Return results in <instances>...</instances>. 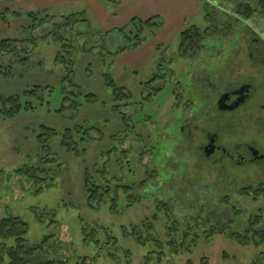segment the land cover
Returning <instances> with one entry per match:
<instances>
[{
    "label": "rangeland",
    "instance_id": "obj_1",
    "mask_svg": "<svg viewBox=\"0 0 264 264\" xmlns=\"http://www.w3.org/2000/svg\"><path fill=\"white\" fill-rule=\"evenodd\" d=\"M16 1L21 0H0L3 21L0 40L15 39L7 41L6 48L0 47V67L4 70L12 67L13 74L11 77L0 74V96L16 95L21 104L30 102L34 109L28 112L22 109L14 118L0 115V218L14 214L24 220L30 244L51 236L44 260L55 258L69 264L84 258L88 264H187L189 260L193 264H248L264 251V244L241 245L222 234L207 238L200 232L203 236L193 253L185 250L179 255L170 253L165 228L167 218L157 207L168 205L176 218L208 208L213 221L218 210L235 207L228 218L219 219L221 224L230 219L228 224L233 230L243 233L251 215L261 213L263 220L254 228H264V194L257 199L241 194L243 185H251L258 176L264 179V165L230 170L229 177L238 179L234 184L239 185L221 184L222 194L212 195L207 190L218 192L216 187L192 180L198 169L191 167L185 174L179 169L185 165L179 161L184 156V146L176 147L175 156L170 158L172 166L165 162L166 152L170 154L179 138L176 136L179 120L190 99L187 83L190 70H196L199 77L204 70L203 77L208 76L207 72L216 68L213 66L216 59L227 54L237 37L264 36V15L245 20L238 13L241 5L255 7L259 0H198V14L183 29L195 25L208 32L193 63L181 53V32L167 41L157 29H147L143 32L148 39L146 46L154 40L162 42L148 51L140 49L126 54L121 51L111 56L105 40L103 45L106 35L101 30L104 28L93 24L88 34L74 23L79 16L69 19L68 15L58 22L48 18L47 23L33 32L27 27L19 28L26 25V20L27 24L31 23L27 12H36V5L22 0L13 6ZM208 8L211 17L207 15ZM61 11L68 13L69 8ZM64 19L70 24L67 28L55 26ZM89 19L94 21L93 17ZM214 22L218 26H213ZM221 24L224 29L218 33ZM134 34L132 31L130 36ZM149 35H152L151 41ZM127 43L124 40L113 45L117 49ZM121 54L125 64L117 63V56ZM58 56L72 61L70 81L64 79L65 66L57 60ZM106 75L130 97L118 99ZM191 79L197 84L196 77L192 75ZM34 88L36 94L24 93ZM75 101L77 107H74ZM42 126L60 135L70 129L81 153L76 155L63 148L59 135L47 136L40 143L37 136ZM85 130V139L79 140L80 132ZM44 140H47L48 153L41 148ZM54 160L56 164L60 162V171L52 186L41 193L35 192L37 187L28 175L18 173L31 167L36 172L33 174L49 180L53 175L49 173L57 170L51 163ZM147 170H155L157 174L148 177ZM46 171L49 177L43 174ZM87 173L93 182L101 183L103 177H108V185L116 190L117 212L110 209L108 202L100 207L94 202L96 209L88 204L84 187ZM175 178L177 184L173 183ZM142 182L149 184L141 186ZM132 183H135L133 188L127 190L125 187ZM130 194L143 195L142 202L129 206ZM112 195L113 192L109 196ZM225 197L230 199L229 204L222 201ZM218 201L222 207L215 211ZM146 223L155 228L148 226L147 229ZM134 228L141 232L143 244L130 234ZM149 234L165 242L164 246L161 248L155 240L148 239Z\"/></svg>",
    "mask_w": 264,
    "mask_h": 264
},
{
    "label": "trees",
    "instance_id": "obj_2",
    "mask_svg": "<svg viewBox=\"0 0 264 264\" xmlns=\"http://www.w3.org/2000/svg\"><path fill=\"white\" fill-rule=\"evenodd\" d=\"M243 4V3H241ZM208 12V17H211V14H209V8L207 9ZM242 12V13H240ZM238 13L241 18L245 20H251L254 15H264V0H259L257 5L254 6H245L244 7L241 5L239 8ZM28 17L30 18L31 23L25 27L29 28L31 32H33L35 29L38 27H41L45 23H47L49 20L48 18H51L49 14L42 13L40 11L38 12H30L27 13ZM83 14H72L68 16V18H75L79 16L78 20H73L74 23H77V25H80L83 27L82 23H86L88 20L86 17H81ZM214 17H212L213 20ZM158 18L153 17L149 18L146 20H140L137 18H133L128 22L126 25L123 27L117 29L116 31L121 34L124 37V40L127 41L128 43L121 48H118L116 51H109V54L111 56H115L118 54V52L121 51H126V49H132V48H137L140 45H142L146 41V36L144 35L145 30H153L157 27L161 26V23L157 22ZM52 20V19H51ZM51 22V21H50ZM224 26L226 23H222ZM221 24V28L219 29L218 33L224 29V26ZM60 26L62 25L63 27L67 28L69 26L68 19H64L61 23H55V26ZM218 26L215 22L213 23V26ZM24 27V28H25ZM212 27V26H211ZM230 29H232L230 27ZM132 31L135 32L134 36L131 37L130 33ZM51 33V32H50ZM206 31H201L198 26L192 25L190 28L186 30H182L180 33L181 36V53L185 57H191L195 58L198 51L202 48L201 43L203 42V37L206 36L207 34ZM105 35H109V32H106ZM105 36V38H106ZM103 39V45H104V40ZM7 41H15L12 39H3L0 40V47L4 46ZM27 41V40H25ZM6 48V47H5ZM3 48V49H5ZM57 60L60 61L64 66L66 70V74L64 76L65 80H71V74L73 71L71 70L70 66L71 65V60L68 59L67 57H57ZM11 68V69H10ZM8 67L7 70H4L0 67V74L4 75L5 77H11L12 74V67ZM107 76V75H106ZM105 76V77H106ZM108 79V85L113 86V89L115 91L116 97L118 99L124 98V97H130V94L126 95V92H124V88L119 87L113 79L108 75L106 77ZM25 94H36V88L30 89L26 92ZM78 102H73L74 107H77ZM64 108V107H63ZM24 109L25 112L32 111L34 108L30 105V102H26L25 104L20 102V99L18 96H0V115L5 117V118H14L15 116L19 115L21 110ZM59 112L61 110H58ZM57 111V112H58ZM60 132H56L53 129L48 128L47 126H42L41 127V132L38 134V140L41 143V140L47 136L50 137V135L53 137H57V135L60 136L61 139V145L63 148H65L67 151H71L76 153V155L80 154V148L78 144L75 141V135L70 132V129H66L59 134ZM81 134L78 136L79 140H84L85 135L87 133V130H85L84 133L80 132ZM47 138V140L49 139ZM44 140V145H42V149L44 152L47 153L49 151L48 146H46V141ZM85 151V150H83ZM56 161L54 160L53 164H55L57 170L53 173L50 179L48 180L46 176H40L39 174H33L36 172L31 171V167H28L27 169L24 170H19L18 173H22L24 175H28L31 180L33 181V184L36 185V193H41L45 188H49L52 186L53 181L57 178V174L60 171L58 167L60 168L61 164H56ZM50 163V162H49ZM33 168L32 170H34ZM36 171V170H35ZM103 171V170H102ZM148 177H151L155 174V170L153 172H148ZM48 171L43 172V174H47ZM155 173V174H154ZM104 173H102L103 175ZM88 176H85L84 179V187L87 190L88 193V204L90 206L94 207V202L101 206L103 202H108L110 205V209L112 211L117 212L118 211V204H117V195L115 194L116 190H113L109 185H108V177H103L101 180L102 182L99 183L97 180L94 182L91 179V176L87 173ZM49 177L50 175L47 174ZM147 180V179H145ZM46 183V186L44 183ZM133 184L127 185L125 188L127 190H131L133 188ZM149 184L147 182H142L140 185H146ZM250 191H254L253 194L249 195ZM113 192L112 196H109L110 193ZM241 194H245L246 196L249 195L253 197L254 199H257L259 195L264 194V184H261L259 186L254 187V189H247L243 190ZM129 206H131L134 203H140L143 200V195H134L130 194L129 195ZM229 200L227 197H225L222 201L224 203L229 204ZM216 208L214 209L215 211L220 209L222 207L219 205V201L215 202ZM158 209L161 211H164V215L167 218V223L165 225L166 228V234L168 236L167 240V251L170 253H174L176 255H179V253L182 250L187 251L188 253H193L194 248H196L199 244V241L203 235L200 234L204 233L207 238L214 237L215 235H220L222 234L224 237H227L229 239H234L241 245H249V244H254L255 246H260L261 244H264V228H254L256 225H258L262 220L263 216L261 213L253 214L251 215L252 217L248 220L246 230L242 232H237L233 230L231 225L228 224L231 221L228 219L227 221L221 222L219 219L221 218H228V213L233 211V208L235 207H226L222 210L217 211V219L213 221L211 211H209L208 208H201L199 213H190L188 216H185V218H176L173 217L171 214L172 211L169 209L168 205H162L159 204L157 205ZM95 208V207H94ZM96 209V208H95ZM190 209V208H189ZM193 209V208H192ZM190 209V211L192 210ZM205 210L206 212H203ZM214 211V212H215ZM213 212V211H212ZM157 214V213H156ZM158 215V214H157ZM216 217V216H215ZM147 224V229L148 226L151 228L153 227L151 224ZM206 228V230H201L200 228ZM137 228H134V230L130 233L135 240L143 244L144 240L142 238V234L140 231H138ZM29 231H28V225L27 223L22 220L19 216L14 215V214H9L6 216H3L0 218V264H69L66 260L60 261L59 259H48L44 260L47 257H44V252L46 250V246L49 243V239L51 236L46 235L42 238V240L39 243L36 244H30L29 240L27 238ZM87 234V233H86ZM148 239L152 238V240H155L157 244L162 248L164 246L163 241L159 240L158 237L149 234ZM86 239V235H85ZM259 239V241L257 240ZM160 252L159 254H161ZM43 255V256H42ZM42 256V257H41ZM225 256H228L227 254ZM39 261V262H37ZM207 262H204L202 264H205ZM75 264H88L86 258L76 262ZM187 264H193L191 260L187 262ZM248 264H264V251H261L260 254L257 255L255 259H253L250 263Z\"/></svg>",
    "mask_w": 264,
    "mask_h": 264
},
{
    "label": "flooded vegetation",
    "instance_id": "obj_3",
    "mask_svg": "<svg viewBox=\"0 0 264 264\" xmlns=\"http://www.w3.org/2000/svg\"><path fill=\"white\" fill-rule=\"evenodd\" d=\"M250 38L237 37L227 54L216 59L213 64L216 68L207 72L208 76L203 77L204 70L200 77L196 70H190L187 80L190 99L179 120L176 133L179 138L170 154L166 152L165 162L171 165L176 147L184 146L182 160L175 158V161L185 162L179 166L184 174L189 169H198L192 178L195 183H207L218 190H207L208 194H222L221 184L239 185L234 184L238 179L229 177L230 170L264 165V36ZM190 59L193 63V58ZM173 183H178L176 178ZM261 184L264 179L258 176L251 185H243V190Z\"/></svg>",
    "mask_w": 264,
    "mask_h": 264
},
{
    "label": "crops",
    "instance_id": "obj_4",
    "mask_svg": "<svg viewBox=\"0 0 264 264\" xmlns=\"http://www.w3.org/2000/svg\"><path fill=\"white\" fill-rule=\"evenodd\" d=\"M30 5L35 4L36 12L49 14L52 17V22L56 20L58 22L65 16L72 14H83L81 17H86L87 22L82 23L84 31L90 33L94 26L103 27L105 33L109 32L105 40L108 44L110 51H116L120 46L115 49L114 42L120 43L124 41V37L116 30L126 25L133 18L140 20H146L149 18L157 17L156 20L162 23L160 27H157L158 34L164 36L167 41H170L174 36L180 33L186 26L191 24L193 17L198 14V0H23ZM21 1H16L12 5L16 6ZM69 8L68 13H63L61 10ZM56 10V13H52V10ZM17 14L18 11H15ZM51 12V13H50ZM30 13V12H27ZM93 17L94 21L89 19ZM23 17H20L21 19ZM54 18V19H53ZM17 21V20H14ZM25 21V20H24ZM28 20L24 23L25 26ZM1 20L0 14V25ZM20 26L19 28H24ZM36 30V29H35ZM34 30V31H35ZM4 31V30H3ZM1 32V31H0ZM116 35V36H115ZM149 38L151 41L152 35ZM155 36V35H153ZM148 40V39H147ZM147 40L136 50L123 51V54L131 51H137L144 49L148 51L149 47H156L162 41L154 40L149 46ZM122 47V46H121ZM123 54L117 56L118 64H125L123 60Z\"/></svg>",
    "mask_w": 264,
    "mask_h": 264
}]
</instances>
